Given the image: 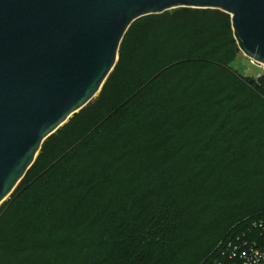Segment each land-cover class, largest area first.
I'll list each match as a JSON object with an SVG mask.
<instances>
[{
	"label": "trees",
	"instance_id": "trees-1",
	"mask_svg": "<svg viewBox=\"0 0 264 264\" xmlns=\"http://www.w3.org/2000/svg\"><path fill=\"white\" fill-rule=\"evenodd\" d=\"M182 8L181 26H158L154 14L134 21L95 104L64 126L75 135L42 143L25 175L32 192L2 221L29 239H0V264H205L221 239L264 218V74L233 67L227 12ZM144 141L164 154L141 153L146 164L112 188ZM218 142L236 170L205 186L222 162ZM178 162L200 181L168 177Z\"/></svg>",
	"mask_w": 264,
	"mask_h": 264
},
{
	"label": "water",
	"instance_id": "water-1",
	"mask_svg": "<svg viewBox=\"0 0 264 264\" xmlns=\"http://www.w3.org/2000/svg\"><path fill=\"white\" fill-rule=\"evenodd\" d=\"M181 6L230 14L239 49L264 66V0H0V204L101 91L131 23Z\"/></svg>",
	"mask_w": 264,
	"mask_h": 264
},
{
	"label": "rangeland",
	"instance_id": "rangeland-1",
	"mask_svg": "<svg viewBox=\"0 0 264 264\" xmlns=\"http://www.w3.org/2000/svg\"><path fill=\"white\" fill-rule=\"evenodd\" d=\"M182 7H185V6L170 8V9H166V11H164V12L152 13V14L158 16V18H159L158 24H157L158 26H169V27H171V25L172 26H176V25L181 26V24L185 23L189 19V15H187V13H186L187 11L183 10ZM231 28H232V26H231ZM175 34H179V33L175 32ZM145 35H146V32H143V29H141L138 32V34L135 37V41L138 43L136 45L137 47H138L139 43H143L142 40H143V37ZM231 35H232V38H234L233 28H232V34ZM230 48L232 50V53L234 54V62L232 64L238 73H240V74L242 73L243 75L248 76V77H252L254 79H256L258 76L264 74V66L261 65L260 63L256 62V61H253L248 56H246L245 53L242 52L241 49H239L236 38H234V42H232V46ZM118 59H119V57H118ZM112 73H113V70L110 73V76L104 82V84L109 80ZM109 83L112 86L113 91H115V89L118 87L120 81L118 80V78L116 79L115 77H112ZM103 87H102V89H103ZM102 89H101V91H102ZM101 91L96 95V97L92 100V102H90L85 107L94 105L98 96L100 95ZM81 111H79L78 113H80ZM78 113L73 114L72 117L69 118L65 124H63L62 126L57 128L56 130H54L55 132L51 136L46 138L44 141L52 140L51 144H52V142L54 144L58 140L64 139L65 137H67V139H68L69 137L75 135L74 131H71V132L69 131L71 129L65 130L63 128ZM142 143H143V147L141 148L142 152L139 151L140 154L130 155L128 157L129 158L128 164L127 165L124 164L121 167V170H119V173H120L119 177L114 182V185L112 186V188H114L115 186L116 187L120 186L119 185L121 183L120 179H122L124 177H128L129 175H133L139 167H141L143 164H146L145 159H144L145 154L141 155V153L147 152V153L151 154L150 155V157H152L151 160H155L157 158V156L164 154V153L154 154L155 143H149V142H145V141ZM215 149H216L215 155H217L216 158L222 159V162H220V166L217 169H215L216 171L214 173H212L211 179L205 181V183L203 184L205 186H209L211 181L216 182V180L223 177L224 175H226V177L229 178L230 175L232 174V170H236V166L232 162V157H231L230 153L224 152L223 149H225V146L221 142H218L215 145V148L213 150H215ZM138 150H140V148ZM39 154H40V152H39ZM39 154L37 155V157L39 156ZM51 155L52 154L49 155V153H46V154H44V156H42V159L40 160V161H42L41 165H40V169L38 170V172H36L35 175H41V173H43L45 171V169L49 165V161H51L50 160ZM32 167H33V165L29 168V170H31ZM29 170H28V172H29ZM169 171L171 174H168V177H171V179H172V176H174V179H176L177 181L179 180V182L183 181V180L186 181L187 179H191L192 175L196 172L194 170H190L189 167L184 169L183 164L181 162H178L175 165H172V167L169 168ZM32 177H33V175L25 176L23 178V180L18 184V186L14 189V192L12 193V195L0 204V239L5 240V242H7L8 245H10V246H13L14 244H18V243H23L29 239V236H27L26 234H24V232H21V231L14 233V234L10 233L9 232L10 231L9 226L6 225L5 223H3L2 221L5 218L6 213L11 208H13V204L17 198L22 197V196H27V194L32 192V190L29 188V186L33 180ZM191 180L194 182L200 181V179H197V178H192ZM23 181H24V183H22ZM184 187H185V185L182 184V185H178L176 189L178 191L184 190ZM203 190H204V187L201 189V191L196 190L194 195L195 194L198 195V193H202ZM205 190H206V188H205ZM211 234L213 235V233H211Z\"/></svg>",
	"mask_w": 264,
	"mask_h": 264
},
{
	"label": "built area",
	"instance_id": "built-area-1",
	"mask_svg": "<svg viewBox=\"0 0 264 264\" xmlns=\"http://www.w3.org/2000/svg\"><path fill=\"white\" fill-rule=\"evenodd\" d=\"M205 264H264V218L221 239Z\"/></svg>",
	"mask_w": 264,
	"mask_h": 264
}]
</instances>
